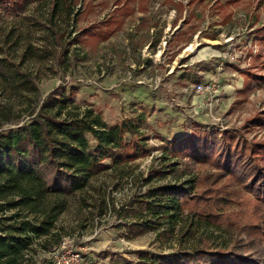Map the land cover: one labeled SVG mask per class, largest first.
<instances>
[{
	"label": "rangeland",
	"instance_id": "374dc122",
	"mask_svg": "<svg viewBox=\"0 0 264 264\" xmlns=\"http://www.w3.org/2000/svg\"><path fill=\"white\" fill-rule=\"evenodd\" d=\"M20 1L0 0V57L21 63L36 80L41 95L13 83L0 89L1 104L11 106L14 115L23 113L26 121V111L37 98L64 86L68 93L74 92L71 97L80 112L93 109L110 125L134 113H146L142 132L148 135L150 155L117 171H106L86 195L92 198L101 187L113 204L111 211L99 220L89 207L80 209L72 201L59 220V225L75 234L74 242L86 262L153 264L155 255L172 258L180 249L193 248L205 233L216 244L221 239L230 242L225 231L214 227L200 228L183 238L185 215L160 230L131 238L129 224L152 216H142L145 212L137 210L139 206L131 210L128 203L150 187L178 186L196 174H210L208 167L192 162L187 166L184 163L189 159L165 149L167 142L185 138L196 124L211 133L229 131L247 145L264 143V79L256 77H264V0H121L118 5L117 0H79L76 6L69 0L70 9L61 0L55 13V0L36 1L23 12L14 8ZM87 3L92 10L77 18ZM105 19L113 21L110 30L115 29L107 40L95 46L91 42L69 46L66 63L43 56L41 50L49 46L46 36L52 35L49 28L68 39L84 25ZM183 31L185 36H181ZM191 31L195 34L188 40ZM52 47L59 48L53 43ZM178 50L173 61L171 56ZM243 71H251V77ZM176 162L179 171L162 178L155 175ZM223 186L219 182L214 189ZM233 201L224 213L229 218L223 220L226 225L228 220L241 226L260 223L253 213L256 200L251 194L242 193ZM241 236L247 244L245 234ZM243 251L252 254L247 246Z\"/></svg>",
	"mask_w": 264,
	"mask_h": 264
},
{
	"label": "trees",
	"instance_id": "16d2710c",
	"mask_svg": "<svg viewBox=\"0 0 264 264\" xmlns=\"http://www.w3.org/2000/svg\"><path fill=\"white\" fill-rule=\"evenodd\" d=\"M36 1L41 0H22L14 4V8L23 12ZM120 1L117 0L116 5ZM64 2L66 9H70L69 0ZM72 4L78 5L79 0ZM53 5L54 13L58 12L61 0H55ZM87 5L77 12V18L92 10V5ZM141 10L145 12L147 7L142 6ZM111 22L114 24L109 19L91 22L68 39L64 33L58 34L49 28L52 35L46 36L49 46L41 50L43 56L52 55L60 63H66L69 46H89L90 42L95 46L99 40H107L115 30H110ZM195 31H191L188 40ZM185 34L183 31L181 36ZM52 43L59 48L52 47ZM179 53L180 50L175 52L171 59ZM243 75L251 77V71H243ZM13 83L35 92L36 96L41 95L36 80L22 69L21 63L0 57V89ZM72 92L59 86L45 98H37L26 111L29 117L26 121L23 113L14 115L11 106L0 103V264H47L49 254L65 238L75 235L59 225L72 201L79 203L80 209L83 205L89 207L101 220L113 204L99 186L96 195L86 197L90 189H95L94 181L108 170L117 171L151 153L148 135L142 132L147 124L145 112L134 113L110 125L93 109L80 112L71 97ZM262 116L264 118V113ZM196 125L185 138L167 142L165 149L174 156L189 159L184 163L187 166L192 162L208 167L210 174H196L178 186L156 185L133 198L128 203L131 210L139 206L137 210L145 212L142 216L150 214L152 218L129 224L131 238L160 230L164 224H174L178 216L185 215L187 224L183 238L195 235L200 228L214 227L225 231L230 242L221 239V243L216 244L217 241L205 233L193 248L180 249L172 258L155 255L153 264H264L261 247L264 246V143L247 145L237 141L229 131L211 133ZM179 164L172 163L168 171L157 170L155 175L162 178L175 173L179 171L176 168ZM219 182L224 186L214 189ZM235 185L240 190L230 191ZM242 193L251 194L256 200L253 213L260 223L241 226L228 220L226 225L225 210ZM245 246L252 254L243 251ZM140 254L145 252L140 251Z\"/></svg>",
	"mask_w": 264,
	"mask_h": 264
},
{
	"label": "built area",
	"instance_id": "2783aa9c",
	"mask_svg": "<svg viewBox=\"0 0 264 264\" xmlns=\"http://www.w3.org/2000/svg\"><path fill=\"white\" fill-rule=\"evenodd\" d=\"M47 264H88L73 238H65L61 245L49 254Z\"/></svg>",
	"mask_w": 264,
	"mask_h": 264
},
{
	"label": "crops",
	"instance_id": "0c3cea01",
	"mask_svg": "<svg viewBox=\"0 0 264 264\" xmlns=\"http://www.w3.org/2000/svg\"><path fill=\"white\" fill-rule=\"evenodd\" d=\"M175 58H176V57H175ZM175 58H174V60H175ZM174 60H173V61H174Z\"/></svg>",
	"mask_w": 264,
	"mask_h": 264
},
{
	"label": "bare ground",
	"instance_id": "6f19581e",
	"mask_svg": "<svg viewBox=\"0 0 264 264\" xmlns=\"http://www.w3.org/2000/svg\"><path fill=\"white\" fill-rule=\"evenodd\" d=\"M191 48V47H190Z\"/></svg>",
	"mask_w": 264,
	"mask_h": 264
}]
</instances>
